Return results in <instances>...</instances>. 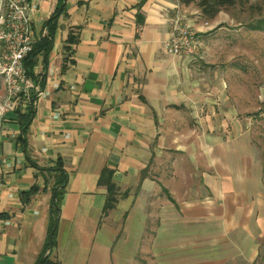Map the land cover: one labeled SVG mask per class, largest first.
<instances>
[{"label": "crops", "instance_id": "0c3cea01", "mask_svg": "<svg viewBox=\"0 0 264 264\" xmlns=\"http://www.w3.org/2000/svg\"><path fill=\"white\" fill-rule=\"evenodd\" d=\"M26 2L38 41L59 0ZM63 6L49 55L36 59L31 88L0 115V264H36L56 176L45 169L58 160L67 179L51 263L137 264L145 255L151 264H248L264 235L262 168L248 135L181 149L184 158L203 157L195 168L198 195L182 198L174 177L149 176L160 124L202 93L191 81L199 54L165 51L169 19L182 16L197 34L209 23L177 0H65ZM5 96L0 77V106ZM29 108L23 146L20 114ZM104 170L117 191L105 212Z\"/></svg>", "mask_w": 264, "mask_h": 264}, {"label": "rangeland", "instance_id": "374dc122", "mask_svg": "<svg viewBox=\"0 0 264 264\" xmlns=\"http://www.w3.org/2000/svg\"><path fill=\"white\" fill-rule=\"evenodd\" d=\"M1 2L3 12L6 0ZM202 20L209 25L201 34L193 27L199 56L191 66V81L202 93L188 109L176 111L160 124L165 140L161 138L149 172L162 181L174 177L173 188L182 198L199 194L195 168L203 165V157L194 153L186 158L181 149L195 151L206 139L226 140L242 133L248 135L261 165L264 187V0H248L213 20ZM170 136L176 142L169 141ZM137 264L151 261L144 255ZM248 264H264V235L257 239L256 254Z\"/></svg>", "mask_w": 264, "mask_h": 264}, {"label": "built area", "instance_id": "2783aa9c", "mask_svg": "<svg viewBox=\"0 0 264 264\" xmlns=\"http://www.w3.org/2000/svg\"><path fill=\"white\" fill-rule=\"evenodd\" d=\"M169 37L165 51L169 55L190 57L198 50V41L192 24L175 14L169 19ZM26 0H6L0 15V77L5 99L0 115L16 108L31 88L23 61L35 44Z\"/></svg>", "mask_w": 264, "mask_h": 264}, {"label": "trees", "instance_id": "16d2710c", "mask_svg": "<svg viewBox=\"0 0 264 264\" xmlns=\"http://www.w3.org/2000/svg\"><path fill=\"white\" fill-rule=\"evenodd\" d=\"M65 0H59L57 11L55 14L52 15L50 20H48V24H45L46 35L41 37L38 41L35 42L32 51L25 57L23 61L24 69L26 72V76L28 78H34L33 76V67L36 64L37 57L41 54L44 59L46 60L47 56L49 55L54 41L55 31H56V21L61 14L62 10L59 12L60 7H64ZM178 4L187 7L190 5L195 6L197 10H199L202 18L206 20H213L215 17L224 10H228L234 8L236 6H244L248 3V0H177ZM73 39L70 36L69 42H72ZM33 117V110L31 108L24 114H20L21 118V130L22 135L20 142L24 144V135L26 133L27 127ZM30 164L39 170L40 169L36 163L30 161ZM57 167L52 169H45L47 171H55V182L52 188V208H51V219L49 222L48 227V234L45 244L43 246V250L41 254L38 256L36 264H53L48 260V252L54 247L55 245V232L58 222V215H59V206L60 201L64 192V187L66 184V173L63 171L61 162L57 161ZM111 172L108 170H104L100 177V184L104 185L108 192L107 202L105 205L104 212L108 209H111L114 204L116 203V188L111 180Z\"/></svg>", "mask_w": 264, "mask_h": 264}, {"label": "water", "instance_id": "95a60500", "mask_svg": "<svg viewBox=\"0 0 264 264\" xmlns=\"http://www.w3.org/2000/svg\"><path fill=\"white\" fill-rule=\"evenodd\" d=\"M62 10V7H60V11ZM48 24V22L46 23V25Z\"/></svg>", "mask_w": 264, "mask_h": 264}]
</instances>
